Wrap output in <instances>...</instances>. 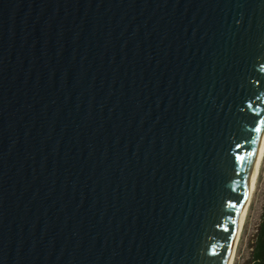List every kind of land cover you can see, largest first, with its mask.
<instances>
[{
    "label": "water",
    "instance_id": "water-1",
    "mask_svg": "<svg viewBox=\"0 0 264 264\" xmlns=\"http://www.w3.org/2000/svg\"><path fill=\"white\" fill-rule=\"evenodd\" d=\"M264 125V0H0V264H226Z\"/></svg>",
    "mask_w": 264,
    "mask_h": 264
},
{
    "label": "bare ground",
    "instance_id": "bare-ground-1",
    "mask_svg": "<svg viewBox=\"0 0 264 264\" xmlns=\"http://www.w3.org/2000/svg\"><path fill=\"white\" fill-rule=\"evenodd\" d=\"M263 167H264V125L256 147V151L252 156L249 174L245 185L244 201L241 207V212L238 216L234 239L228 254L226 264H235L238 247L242 238L244 226L246 224L250 207L258 188L259 178Z\"/></svg>",
    "mask_w": 264,
    "mask_h": 264
},
{
    "label": "rangeland",
    "instance_id": "rangeland-1",
    "mask_svg": "<svg viewBox=\"0 0 264 264\" xmlns=\"http://www.w3.org/2000/svg\"><path fill=\"white\" fill-rule=\"evenodd\" d=\"M264 204V167L259 178V184L252 201L250 211L244 226L242 238L238 247L235 264H248L252 245L260 223L262 206Z\"/></svg>",
    "mask_w": 264,
    "mask_h": 264
},
{
    "label": "trees",
    "instance_id": "trees-1",
    "mask_svg": "<svg viewBox=\"0 0 264 264\" xmlns=\"http://www.w3.org/2000/svg\"><path fill=\"white\" fill-rule=\"evenodd\" d=\"M248 264H264V204Z\"/></svg>",
    "mask_w": 264,
    "mask_h": 264
}]
</instances>
